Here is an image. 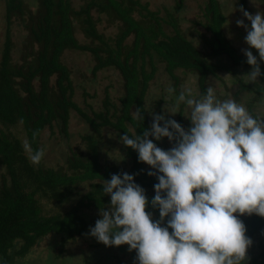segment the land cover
<instances>
[{
  "label": "trees",
  "instance_id": "16d2710c",
  "mask_svg": "<svg viewBox=\"0 0 264 264\" xmlns=\"http://www.w3.org/2000/svg\"><path fill=\"white\" fill-rule=\"evenodd\" d=\"M2 1L4 30L0 49V124L7 127L20 123L25 142L33 150L40 149L38 135L43 127L50 128L52 122H56L59 132L66 136L70 109L87 124L89 130L81 136L83 152H71L66 157L68 171L65 172L60 168H44L41 163L33 165L23 153L19 140L0 129V165L3 167L0 180V264H14L15 257L24 256L35 240L48 233L61 234L60 244L73 234L79 236L84 222L78 210L89 206L101 209L104 204L110 205V196L103 193V183L110 180L113 174L134 175V183L144 189L149 201L146 211L159 220L158 208L151 207L155 196L154 185L158 183L156 176H148L137 152L124 145L123 156L129 163L125 171L98 161L99 129L109 127L118 138L125 134L142 136L145 130H149L150 120L142 104L148 81L155 71V61L161 62L164 72L173 81L172 85L177 82L174 70L193 72L199 96L206 92V77L225 69L208 57L223 55L230 66L252 70L246 57L237 54L225 39L221 30L223 16L217 0H205L200 11L202 21L198 23L206 34L197 33V36L203 50L195 48L177 27L172 13L165 11L163 16H159L139 0H82L77 8L70 0H34L32 9L24 0ZM247 1L237 0L240 8ZM253 1H258L264 11V0ZM181 2L176 0L172 4L173 10L179 9ZM92 10L120 22L111 47L97 32ZM135 14L141 15V18H135ZM12 17L22 21L26 30L24 46L29 48L19 63H12L9 56ZM73 22L85 38L95 40L99 46L79 44L73 35ZM129 35L132 40L124 44V38ZM64 49L90 52L94 60L91 73L104 67H113L118 71L122 93L117 98V105L104 97L101 110L91 111L88 115L71 100L68 70L59 61ZM258 63L261 76L256 84L238 80V89L246 90L255 98L264 92V65ZM49 77L53 78L52 85L48 83ZM33 81H36V86ZM155 103L158 104V101ZM137 108L141 109L142 121H137L130 114L131 109L135 112ZM176 121L182 125L180 112L176 114ZM34 132L37 133L35 137ZM165 139L172 147L173 144ZM75 181H87L89 189L78 197L74 205L62 213H41L38 198L57 204L70 197ZM240 219L246 226L248 237L264 227V218L257 215ZM166 222L167 218L164 225ZM17 241L18 245L14 248ZM246 264H264V247Z\"/></svg>",
  "mask_w": 264,
  "mask_h": 264
},
{
  "label": "clouds",
  "instance_id": "9594fccd",
  "mask_svg": "<svg viewBox=\"0 0 264 264\" xmlns=\"http://www.w3.org/2000/svg\"><path fill=\"white\" fill-rule=\"evenodd\" d=\"M239 11L250 22L248 30L243 19L236 21L247 31L245 43L264 61V13ZM243 54L252 69L244 77L256 84L261 76L257 57L250 50ZM166 91L169 97L176 93L172 85ZM181 105L189 110L187 130L154 114L142 136L120 138L152 169L147 175L158 180L151 207L158 208L159 220L146 211L149 201L134 175L113 174L103 183L110 205L88 235L105 247L127 245L136 252V264H246L253 241L240 217L264 218V118L235 99H220L212 86L200 96L191 85L183 86L167 113H179ZM132 115L143 120L139 108ZM150 136L167 138L173 146L165 151ZM24 148L39 166L44 150H33L27 141Z\"/></svg>",
  "mask_w": 264,
  "mask_h": 264
},
{
  "label": "rangeland",
  "instance_id": "374dc122",
  "mask_svg": "<svg viewBox=\"0 0 264 264\" xmlns=\"http://www.w3.org/2000/svg\"><path fill=\"white\" fill-rule=\"evenodd\" d=\"M74 8H77L82 0H70ZM145 3L147 9L156 11L159 16H163L165 11L172 13L177 20V27L185 33V36L190 39L195 48L203 50L199 43L197 33H205L198 21H202L200 17L201 8L205 0H182L181 7L173 10L172 4L176 0H139ZM30 9L34 6V0H24ZM84 2V1H83ZM219 11L223 16L221 25L222 33L225 39L229 42L235 52L243 55V50L252 51L257 57L258 62L264 65V61L259 60V54L255 49H250L245 43L247 31L244 27H238L237 20H244L245 25L250 30V22L244 19L239 11L240 7L237 0H217ZM252 15L257 11L264 13L262 5L258 1L249 0L242 7ZM143 13V12H141ZM156 13V14H157ZM91 16L95 20V28L98 33L102 34L103 39L111 47L113 40L117 35L120 22L115 19H109L106 15L98 13L95 10L91 11ZM141 15H136L135 18H141ZM197 23V24H196ZM4 17H3V1L0 0V49L3 40ZM26 30L22 25V21L12 17L10 19L9 34L11 48L9 51L10 61L19 63L24 52L29 51V48L24 46V37ZM206 34V33H205ZM73 35L76 41L89 46L99 44L95 40L85 38L81 33L78 25L73 22ZM132 40L129 35L124 38L123 43L128 44ZM35 48L34 46H32ZM205 51V50H204ZM25 59L28 58L24 57ZM212 62L218 65H223L225 69L218 70L215 75H208L205 79V89L212 86L216 89L220 99H235L239 103H243L253 116L264 118V92L259 94V97H252L244 89L239 88V79L243 83H249L244 77L250 71L240 66H230L227 59L220 55L218 57H208ZM59 61L64 64L68 70L72 95L71 100L86 114L91 115V111L101 110L102 100L104 97L114 105H117L118 97L122 93V80L118 71L113 67H104L91 73V67L94 63L93 56L88 51L64 49L59 56ZM155 71L152 78L148 81V85L143 97V107L147 112V117L150 120L148 127L150 130L153 122V115H164L166 119L176 120V114L170 115L171 106L175 103L176 96L185 85H191L194 88V94L198 95L196 87V76L191 71L174 70L177 77L176 84L164 72L161 62L155 61ZM49 85L53 84V78L49 77ZM36 86V81H33ZM172 85L176 89V93L171 97L168 96L167 88ZM252 97V99H251ZM158 101V104L155 102ZM249 103V106L247 105ZM158 105V106H157ZM153 112V115H152ZM180 118L182 126L187 130L191 127L190 120L187 119L189 110L186 106L181 105ZM133 110H130L132 115ZM0 129L17 138L22 146L23 153L29 161L30 154L25 150V136L20 123H14L10 126H2ZM87 124L77 116L74 110L68 111L67 119V134L64 136L59 132L56 122H52L50 128L43 127L38 135V147L44 150L45 155L41 160V165L44 168H60L65 172L68 171L65 165L66 157L72 152H83V142L81 136L88 132ZM100 141L97 145L98 161L113 165L121 171L128 169V160L123 156V144L120 138L109 127H101L99 129ZM161 149L167 151L171 145L165 138L159 141L149 137ZM147 171H152L148 165L142 163ZM3 175V167L0 165V180ZM6 178V177H5ZM89 189L87 181H75L72 184L70 197L63 199L57 204L38 198L40 211L42 214L62 213L68 207L74 205L78 197ZM109 205L104 204L101 209H96L91 206L78 210V215L83 220V231L78 235L71 236L66 239L63 244H60L61 234L48 233L33 243L22 257H15L14 264H136L135 250L129 252L127 245L120 247H105L98 243L97 240L90 235L88 231L90 227H94L95 222L101 218V210H107ZM243 217V216H242ZM240 217V218H242ZM153 220H157L152 215ZM249 238L253 241L252 246L247 251L248 258L256 256L261 247H264V227L258 229ZM18 245L15 243L14 248Z\"/></svg>",
  "mask_w": 264,
  "mask_h": 264
}]
</instances>
